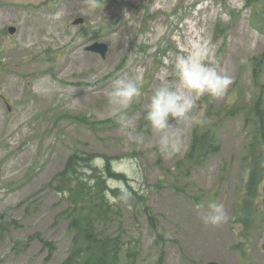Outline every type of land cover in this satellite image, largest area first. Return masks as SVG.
Returning <instances> with one entry per match:
<instances>
[{"label":"rangeland","instance_id":"rangeland-1","mask_svg":"<svg viewBox=\"0 0 264 264\" xmlns=\"http://www.w3.org/2000/svg\"><path fill=\"white\" fill-rule=\"evenodd\" d=\"M263 7L264 0H0V264H59L67 255L66 203L51 181L75 149L96 153L97 165L103 155L117 157L112 168L125 180L108 183L121 192L122 225L111 230L139 244L135 264H264V180L250 225L235 216L244 214L253 135L241 107L264 84ZM78 17L84 21L73 24ZM192 25L233 79L224 97L198 101L200 125L219 150L195 165L184 161L195 124L180 127L184 149L167 158L149 147L156 136L143 118L158 75L168 69L175 79L168 62ZM94 41L108 45L104 58L86 50ZM137 72L141 97L129 115L145 136L140 146L122 136L104 94L113 79ZM125 182L146 196L154 226ZM211 201L225 207L219 226L195 209Z\"/></svg>","mask_w":264,"mask_h":264},{"label":"trees","instance_id":"trees-1","mask_svg":"<svg viewBox=\"0 0 264 264\" xmlns=\"http://www.w3.org/2000/svg\"><path fill=\"white\" fill-rule=\"evenodd\" d=\"M262 12L264 14V7ZM256 66L259 67L254 72L261 69L262 63L257 60ZM259 87L262 90L258 95L241 107L244 120L253 131L249 153L244 158L248 169L244 180L245 195L239 207L244 214H235L237 221L248 223L246 228L255 212L252 198L264 180V84H259ZM83 117L86 123H90ZM218 145L214 134L197 123L193 126L184 161L190 165L202 163L219 150ZM97 157L96 153L73 150L51 181L52 188L65 199L66 207L61 215L67 220V229L71 233L68 253L59 264H135L138 257L139 244L126 241L120 232L111 230L115 224L119 229L122 225L121 208L116 202L120 200L121 192L108 183L111 178L125 180L112 168V161L117 157L103 155L100 165L94 164ZM125 183L136 196L149 223L154 226L155 215L147 205L146 196Z\"/></svg>","mask_w":264,"mask_h":264},{"label":"clouds","instance_id":"clouds-1","mask_svg":"<svg viewBox=\"0 0 264 264\" xmlns=\"http://www.w3.org/2000/svg\"><path fill=\"white\" fill-rule=\"evenodd\" d=\"M168 64L175 79L168 69L158 75L159 83L152 89L143 118L156 136L149 147L172 158L184 149L180 127L186 121L193 124L206 122L198 111V101L205 96L224 97L233 79L219 69L210 42L195 25L187 30L179 52ZM142 86L143 75L137 72L113 79L104 93L110 106V118L119 125L125 140L135 146L144 145L145 136L137 130L129 110L139 102ZM195 209L207 225L219 226L227 221L222 202L197 204Z\"/></svg>","mask_w":264,"mask_h":264},{"label":"water","instance_id":"water-1","mask_svg":"<svg viewBox=\"0 0 264 264\" xmlns=\"http://www.w3.org/2000/svg\"><path fill=\"white\" fill-rule=\"evenodd\" d=\"M83 21H84L83 18L78 17L73 20V24H79V23H82ZM8 31L10 33H13L15 31V27L9 26ZM86 50L95 52L99 54L102 58H104L108 50V45L104 42L94 41L88 46H86ZM263 249H264V246H263ZM205 264H222V263L215 261V260H210V261H207Z\"/></svg>","mask_w":264,"mask_h":264},{"label":"flooded vegetation","instance_id":"flooded-vegetation-1","mask_svg":"<svg viewBox=\"0 0 264 264\" xmlns=\"http://www.w3.org/2000/svg\"><path fill=\"white\" fill-rule=\"evenodd\" d=\"M8 27H9V26H8ZM8 27L6 28L7 32H8L9 34H13L15 31H14L13 33H10V32L8 31ZM13 27H14V26H13ZM15 29H16V28H15Z\"/></svg>","mask_w":264,"mask_h":264}]
</instances>
